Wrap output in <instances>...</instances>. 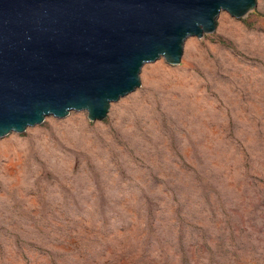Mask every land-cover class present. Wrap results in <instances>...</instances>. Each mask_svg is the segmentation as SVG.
<instances>
[{
  "label": "rangeland",
  "instance_id": "rangeland-1",
  "mask_svg": "<svg viewBox=\"0 0 264 264\" xmlns=\"http://www.w3.org/2000/svg\"><path fill=\"white\" fill-rule=\"evenodd\" d=\"M139 78L0 137V264H264V0Z\"/></svg>",
  "mask_w": 264,
  "mask_h": 264
},
{
  "label": "water",
  "instance_id": "water-1",
  "mask_svg": "<svg viewBox=\"0 0 264 264\" xmlns=\"http://www.w3.org/2000/svg\"><path fill=\"white\" fill-rule=\"evenodd\" d=\"M256 0H0V137L51 115L106 116L142 65L179 63L184 40Z\"/></svg>",
  "mask_w": 264,
  "mask_h": 264
}]
</instances>
